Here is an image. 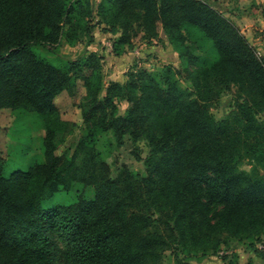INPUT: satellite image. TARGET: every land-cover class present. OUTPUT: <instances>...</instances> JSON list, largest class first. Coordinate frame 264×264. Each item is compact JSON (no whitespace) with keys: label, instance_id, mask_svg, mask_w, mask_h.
<instances>
[{"label":"trees","instance_id":"16d2710c","mask_svg":"<svg viewBox=\"0 0 264 264\" xmlns=\"http://www.w3.org/2000/svg\"><path fill=\"white\" fill-rule=\"evenodd\" d=\"M84 1L0 0V108L39 115L44 155L5 175L0 153V264H164L166 250L188 264L231 241L264 237V61L247 38L205 0H99L98 22L119 31L115 50L138 36L151 43L160 25L181 54L203 57L187 72L193 88L171 64L131 68L104 86L96 52L58 56L61 39L92 38ZM186 39L217 54L194 55ZM78 79L83 131L57 151L56 135L75 123L54 98L74 93ZM230 83L247 96L217 118L210 106ZM117 97L128 102L123 114ZM105 132L117 146L125 135L145 139L146 173L124 164L112 172L97 147ZM74 181L93 185V197L42 205Z\"/></svg>","mask_w":264,"mask_h":264},{"label":"rangeland","instance_id":"374dc122","mask_svg":"<svg viewBox=\"0 0 264 264\" xmlns=\"http://www.w3.org/2000/svg\"><path fill=\"white\" fill-rule=\"evenodd\" d=\"M98 1L86 0L85 3L83 2L85 6L87 3L90 10L89 18L87 15L85 18H88L90 24H93L91 40L88 41V35H81V39L74 44L61 39L57 45L58 56L74 58L87 51L96 52L101 58L99 71L102 74L104 86L108 80L124 81L127 70L131 68L141 67L155 70L162 64H171L181 71V74L178 75L180 83L193 88V81L187 72L196 70L203 62V57L200 58V61H195L187 55L181 54V48L170 40L169 36L161 30L160 25H158V33L153 37L151 43H146L138 36L133 39L131 46L119 45L115 50L112 41L119 35V31H111L105 23L98 22L96 13ZM205 1L218 9L239 28L258 56L264 61V21L261 16L264 0ZM185 44L194 55H202L206 59L214 58L217 54L215 50L208 53L194 48L189 39H186ZM40 49L54 57L45 47ZM84 91L82 80L78 79L74 93L63 90L54 98L61 116L75 123L71 131L65 134L59 132L56 135L55 141L59 146L57 151L71 146L74 139L83 131L84 124L77 102ZM102 93H104V89ZM246 96L247 93L241 90L236 83H230L214 100L210 111L215 117L220 118L226 114L234 100H241ZM116 103L118 112L125 113L128 102L124 98L117 97ZM42 135L41 119L36 112L22 107L0 108V153L5 157V175H9L17 169H25L33 162L43 160ZM97 147L109 163L112 172H116L117 168L124 164L141 173H146L143 159L148 154L149 147L145 139L133 140L129 135H125L123 144L117 146L114 136L110 132H105L99 134ZM238 165L246 169L249 167L245 159H240ZM78 195L92 198L94 195L93 185L74 181L67 189L60 186L50 199L42 202V205L46 207L53 204H67L74 201ZM233 242L231 241L229 246H232ZM195 257L198 258V256ZM163 263L175 264L169 250L165 251Z\"/></svg>","mask_w":264,"mask_h":264},{"label":"crops","instance_id":"0c3cea01","mask_svg":"<svg viewBox=\"0 0 264 264\" xmlns=\"http://www.w3.org/2000/svg\"><path fill=\"white\" fill-rule=\"evenodd\" d=\"M249 244L248 240H234L232 246L222 245L217 253L202 257H193L188 264H264V251L256 247L257 241Z\"/></svg>","mask_w":264,"mask_h":264},{"label":"built area","instance_id":"2783aa9c","mask_svg":"<svg viewBox=\"0 0 264 264\" xmlns=\"http://www.w3.org/2000/svg\"><path fill=\"white\" fill-rule=\"evenodd\" d=\"M256 247H257L258 249L264 251V239H261V240L257 241V243H256Z\"/></svg>","mask_w":264,"mask_h":264}]
</instances>
